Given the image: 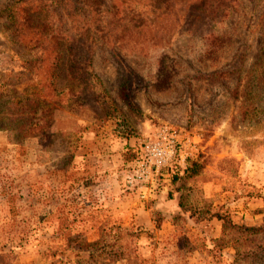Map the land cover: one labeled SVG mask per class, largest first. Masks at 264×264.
Instances as JSON below:
<instances>
[{
    "label": "rangeland",
    "instance_id": "obj_1",
    "mask_svg": "<svg viewBox=\"0 0 264 264\" xmlns=\"http://www.w3.org/2000/svg\"><path fill=\"white\" fill-rule=\"evenodd\" d=\"M12 1L0 0V264H232L233 236H226L215 255L207 252L204 245L212 238L206 241L198 233L208 221L190 216L192 210L172 213L177 217L173 243L156 229L150 234L143 224L123 222L98 201L96 191L86 189L96 162L87 152L116 143L110 149L122 150L127 162L119 164L125 174L123 189L150 213L152 194L163 195L170 184L167 192L178 196L180 182L175 186L172 174L159 175L151 195L141 198L127 180L139 143L159 125H171L188 141L185 162L201 155L204 163L196 180L186 186V203L213 209L223 205L235 222L253 225L242 221L237 203L245 207L247 197L262 193L240 164L245 159L264 162V86L257 87L255 80L245 83L259 54L255 21L264 0H235L227 17L217 23L192 24L193 14L172 11L150 23L137 18L111 24L92 38L87 37L89 20L80 13L63 15L60 20L67 23L61 31L76 40L61 43L63 59L53 82L56 47L40 39L41 34L45 38L59 31L58 15L46 13L48 22H39L42 28L24 26L13 34L15 24L6 15ZM49 1L30 0L22 8L37 15ZM211 30L219 34L212 43L205 36ZM38 59L42 61L32 65ZM35 89L47 104L36 116L27 111L23 117L47 123L51 135L14 130L20 113L16 98L6 101L16 96L11 90L30 98L38 96ZM242 89L252 90L249 96L261 108L252 119L242 114ZM77 91H83L82 103L69 101ZM117 225L131 229L120 236V259L99 248ZM196 237L205 242H195ZM194 247L207 259L199 258ZM238 264L264 263L257 258Z\"/></svg>",
    "mask_w": 264,
    "mask_h": 264
},
{
    "label": "trees",
    "instance_id": "obj_2",
    "mask_svg": "<svg viewBox=\"0 0 264 264\" xmlns=\"http://www.w3.org/2000/svg\"><path fill=\"white\" fill-rule=\"evenodd\" d=\"M30 0H13L8 5V13L7 19L9 23L15 24L12 26L13 34L17 33V29H21L22 27H38L42 28L43 24H40V19L44 21V23L48 22V17L46 13H54L58 15V22L60 23L59 31L55 34L51 35L41 34L40 40H50L53 48L56 47V53L54 58L51 61L52 69H51V82H53L54 77L58 76L57 68L60 66L61 61L63 59V49H61V43L65 40L68 45L72 40H76L71 34L64 35L61 31V27L67 21L60 18L63 15H66L67 18L70 16H75L80 13V16H83L84 19L89 20L88 27L90 29L87 30V37L92 38L93 35L97 32L104 30L105 27L123 22L124 24H128V22H134L138 19L139 23H150L151 20L156 19L160 15H164L165 13H170L172 11H186L189 14H193L192 19H189V22H193L192 24L201 25L203 23H207L208 21L212 22H221L224 18L229 14V7H231L235 0H50L49 4L43 6L40 13L37 15L31 16L30 11H26L22 8V5ZM40 3H43L46 0H38ZM69 4V8L67 9L68 14H65L63 11L67 8ZM43 14L42 17L40 15ZM20 19V20H19ZM73 22V19H72ZM133 22V24H134ZM256 26V34L258 36V51L259 54L255 58L252 66L248 68L246 85L255 80L256 86L262 87L264 86V8H262L261 12L257 16L255 21ZM85 30V31H86ZM89 31H92V35H89ZM188 31H193L192 29H188ZM80 36H82V32H79ZM206 39L212 38L211 43L219 37V34L214 31H207L205 33ZM81 37H78L77 40H80ZM40 40H37L36 44L39 45ZM87 40V39H86ZM82 47L83 44L80 41ZM48 45L42 46V51L45 52L48 49ZM69 46V50H70ZM42 61V59L34 60L32 65ZM31 64V61H30ZM35 66V65H34ZM33 67V66H32ZM84 69L80 68L82 71ZM85 70V69H84ZM244 92V98L241 99L240 107L242 110V114L244 117L248 119H252L256 117L258 113L261 111V108L256 105V102L253 100L252 95L253 91L246 89H242ZM12 93H15L16 96L6 101H13L15 99L16 111L20 113L19 119L16 118L18 127L16 128L14 125V130L17 129L18 134H30L37 135L40 134H49L51 132L48 130V124L43 123L39 124L38 122H31V119L27 117H23V113H27V111L31 112V114L36 116L38 111L43 112L44 108L47 104L45 99L40 98V90L35 89L36 95H32L30 98H23L21 92L11 90ZM77 94L72 98H69V101H73L76 103L78 100L80 103L83 101L82 93L83 91H77ZM248 95V96H247ZM75 97V98H74ZM26 100L28 103L24 102ZM11 105V104H10ZM12 106V105H11ZM28 109V110H27ZM104 113H108L104 110ZM15 122V121H14ZM6 125L1 126L4 128ZM9 126V125H7ZM179 166V170H174L172 167ZM204 167V163L201 159V155L195 158L188 159L183 165L172 164L161 170V176H164L168 173L172 174L171 182L176 184V182H180L179 185L175 188V191L178 195V205L180 206V210H192L190 216H194L197 220H210L212 218H217L221 221V233L219 237L210 239L208 245H204L206 251L215 255L217 249L222 247L223 241L226 239V236H233L232 243L230 247L233 249V258L232 264H238L241 260H250V263L257 259L261 258L262 263H264V222L257 225H245L242 223H237L232 219L231 211L224 207L223 205L218 206L216 209L209 208L207 206H193L191 203H186L185 197L188 196V190L186 186H189L192 181L196 180V177L200 174L201 170ZM168 197H173V193L171 190L168 191ZM151 217L154 223V229H158L161 226L163 214L151 207ZM176 215L172 217L174 223L177 225ZM116 231H111L109 233V238H105L102 240V243L99 244V248L105 251L109 255H115L117 259L121 258L120 251V236L124 232H131L130 228L122 227L117 225ZM150 230V234L153 232ZM197 240H201L205 242V239H200L198 237L193 240L196 242ZM241 244H243L241 246ZM227 246V245H226ZM93 252H89L88 257H91Z\"/></svg>",
    "mask_w": 264,
    "mask_h": 264
},
{
    "label": "crops",
    "instance_id": "obj_3",
    "mask_svg": "<svg viewBox=\"0 0 264 264\" xmlns=\"http://www.w3.org/2000/svg\"><path fill=\"white\" fill-rule=\"evenodd\" d=\"M132 138L129 139V144L132 142ZM134 144V143H133ZM117 144L115 143L114 147L116 148ZM126 147L125 145H120ZM106 144L105 147L96 149L94 152H87L88 157L96 159L94 169L92 173L89 174L90 177H93L91 183L86 185L88 191H96L98 195V201L100 203H105L108 205L110 210H112L114 215H119L123 217V222H137L143 224L145 228L150 230L154 229V223L151 217V207L155 208L162 212L163 218L161 222V227L156 229L159 233L165 234V238H168L169 243H173L171 240V235L175 233L177 225L174 223L172 213L180 210L178 205V196L175 195L172 198L165 195V191L170 189V184L164 187L162 194L157 196V194H152L150 200V213L144 204L137 201V199L131 194L127 193L124 187V178L125 174L122 170V166L119 164H125L126 162L123 159L122 150L110 149ZM127 163V162H126ZM183 165V164H181ZM241 170L249 177V181L253 182L255 186H258L259 192H262L259 196L247 197L245 207L243 203H237L242 206V212L244 220L248 224H261L264 219V162L257 161V159H248L243 160L240 164ZM88 174V173H87ZM208 183L206 187H211ZM168 193V192H167ZM207 193L208 196L213 194ZM232 199V197H230ZM233 200V199H232ZM152 201V203H151ZM236 201H232L231 204H235ZM233 217H238L234 216ZM208 221L206 228L201 229L198 233L199 237L205 238L206 241H209L210 238H216L220 236L221 225L220 220L217 218H212ZM173 246V244L171 245ZM153 242L150 243V250L153 248ZM173 248V247H172ZM195 254H198L202 260L207 259L206 254L202 250H199L194 247ZM201 264V263H200Z\"/></svg>",
    "mask_w": 264,
    "mask_h": 264
},
{
    "label": "built area",
    "instance_id": "obj_4",
    "mask_svg": "<svg viewBox=\"0 0 264 264\" xmlns=\"http://www.w3.org/2000/svg\"><path fill=\"white\" fill-rule=\"evenodd\" d=\"M187 142L175 127L159 125L151 137L139 143L138 155L127 180L129 186L137 189L141 198L151 195L163 168L185 163Z\"/></svg>",
    "mask_w": 264,
    "mask_h": 264
}]
</instances>
